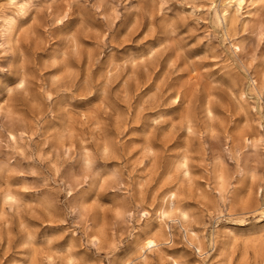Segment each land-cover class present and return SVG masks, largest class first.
I'll use <instances>...</instances> for the list:
<instances>
[{
	"label": "rangeland",
	"instance_id": "obj_1",
	"mask_svg": "<svg viewBox=\"0 0 264 264\" xmlns=\"http://www.w3.org/2000/svg\"><path fill=\"white\" fill-rule=\"evenodd\" d=\"M0 264H264V0H0Z\"/></svg>",
	"mask_w": 264,
	"mask_h": 264
},
{
	"label": "bare ground",
	"instance_id": "obj_2",
	"mask_svg": "<svg viewBox=\"0 0 264 264\" xmlns=\"http://www.w3.org/2000/svg\"><path fill=\"white\" fill-rule=\"evenodd\" d=\"M237 2V1H236ZM233 3V2H232ZM238 5H239V3H238ZM150 244H152V242L151 241H147V243H146V245H150Z\"/></svg>",
	"mask_w": 264,
	"mask_h": 264
}]
</instances>
